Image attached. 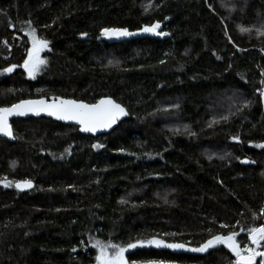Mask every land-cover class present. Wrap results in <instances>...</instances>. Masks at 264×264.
Returning <instances> with one entry per match:
<instances>
[{"label":"trees","instance_id":"trees-1","mask_svg":"<svg viewBox=\"0 0 264 264\" xmlns=\"http://www.w3.org/2000/svg\"><path fill=\"white\" fill-rule=\"evenodd\" d=\"M157 21L167 35L140 30ZM262 25L264 0H0V108L110 97L129 112L96 137L48 118L12 122L0 179L35 187L0 183V264H98L97 241L124 246L128 264H231L223 245L187 250L230 231L252 246L247 229L264 224L252 218L264 206ZM30 27L51 49L35 79L21 66ZM104 28L138 35L98 41ZM153 237L186 248L126 247Z\"/></svg>","mask_w":264,"mask_h":264},{"label":"snow or ice","instance_id":"snow-or-ice-1","mask_svg":"<svg viewBox=\"0 0 264 264\" xmlns=\"http://www.w3.org/2000/svg\"><path fill=\"white\" fill-rule=\"evenodd\" d=\"M151 7V4L146 5L145 12ZM26 23L29 26L31 25V21H27ZM9 26L11 27V24ZM160 27V22L157 21L150 26H143L140 30L158 36L167 35V33L163 31H158ZM238 27L242 33H251L253 30L252 28L244 26ZM256 33L258 36H264V25L256 29ZM26 34L31 38L32 47L28 50L27 59L24 60L21 66L25 69L30 78L35 79L36 75L41 71L42 66L47 63L45 59L41 58V52L45 49L51 51V49L49 48V41L37 37L35 28L30 27V30ZM134 34L135 33L129 32L126 28H104L101 32V35L109 38L131 36ZM81 35L86 36L87 33H82ZM229 39L231 40L230 37ZM5 43H7V41H5ZM161 63H163V61H161ZM15 67L16 65H12L11 67L5 68L4 71L12 72ZM262 75H264V73H262ZM261 83L264 84V81H261ZM260 94L264 97V90H261ZM248 103H250V101L245 102L244 106L246 107ZM176 107H178V105H176ZM29 112L35 115L46 112L49 116H55L58 120L75 121L81 125V131L92 133H95L99 129L110 128L116 123L119 117L127 115L125 109L112 99H101L96 104H86L75 100H61L59 98H55V101L51 104L42 99L22 100L18 104L11 105V107L0 108V134L14 138L13 130L8 123V118L12 115L23 116ZM223 119L227 120L228 117L225 116ZM232 139L239 141L238 136H233ZM92 147L100 148L103 147V145L94 144ZM256 147L264 148V144H258ZM13 167H15V163H13ZM0 183H2L4 187H11L14 185L18 190L31 189L33 187L31 180L8 181L7 177L0 179ZM125 202L126 201L123 200L121 201V203ZM258 215L264 217V206L260 207L258 214L257 212H252L253 220L257 219ZM220 227L227 228L229 225L221 224ZM209 231L211 232V229H209ZM240 231L243 232L245 229L241 227ZM171 235H175V233ZM238 235L239 233L236 231H230L225 235H212L211 238L200 244L199 247L187 250L204 253L210 248H215L217 245H223L235 257V260L232 261L231 264H264V224L258 227H249L247 229V240L250 241L252 246L245 244L244 247H241L240 242L237 240ZM137 244L141 246L145 244L154 245L157 248H186V245L183 243H166L164 240L155 237L148 240H138L136 243H129L126 247L127 249L136 248ZM93 247L99 250V255L96 257L98 264H128V261L125 259L126 248L124 246L117 244L103 245L100 241H97ZM109 247L112 249L111 253L108 251ZM73 250L75 251V249ZM257 258H260L259 261ZM149 264H164V262L153 261L149 262Z\"/></svg>","mask_w":264,"mask_h":264},{"label":"water","instance_id":"water-1","mask_svg":"<svg viewBox=\"0 0 264 264\" xmlns=\"http://www.w3.org/2000/svg\"><path fill=\"white\" fill-rule=\"evenodd\" d=\"M161 28H162V27H160V29H158V31H160ZM146 34H148V33H146ZM137 35H138L137 33L134 34V36H137ZM97 40H98V41H108L109 43H112V42L115 41L114 39L109 38V37H106V36H103V35H101V37L98 38ZM55 98H59V99H61V100H74V99H69V98H64V97H53V98H50V99L45 98V97H42V98L27 99V100H41V99H42V100L46 101L47 103L51 104V103H53V102L55 101ZM102 99H112L113 101H115L113 98H110V97H105V98H102ZM100 100H101V99H100ZM100 100H99V101H100ZM75 101H77V100H75ZM99 101H98V102H99ZM20 102H21V101H20ZM20 102H19V103H20ZM78 102H83V103L89 104V103L84 102V101H78ZM98 102H97V103H98ZM115 102H116V101H115ZM116 103H118V102H116ZM16 104H18V103H16ZM94 104H96V103H94ZM118 104H119V103H118ZM120 105H121V104H120ZM121 106L125 109V111L127 112V115L119 117V118L117 119L116 123L113 124L110 128H107V129H99V130H97L95 133L81 131V130H80V129H81V125L78 124L77 122H75V121L58 120V119H56L55 116H49L46 112H41L39 115H35V114L31 113V112H29V113H27L26 115H23V116L12 115V116H10V117L8 118V123L11 125V128H12V130H13V136H14V128H13L12 122H13L14 120H18V119L28 120V119H31V118H36V119H39V118H48V119H52V120H54V121H56V122H58V123H62V124H65V125L76 126V127L79 128L80 132H81L83 135L96 137V136H99V135H104V134H109V133H111V132H112L113 130H115V129H116V128H117L122 122H124L126 119H128V117H129V112H128V110H127L123 105H121ZM9 107H11V106H9ZM0 139H5V140H9V141H13V140H14V138L4 136L3 134H0ZM32 184H33V187H32L31 189L18 190L15 186H14V188H15L17 191L21 192V193H26V192H29V191H31V190L34 189V187H35V183H34L33 181H32ZM149 262H153V261H145V262H140V263H136V264H149ZM155 262H160V261H155ZM164 264H182V263L174 262V261H173V262H164Z\"/></svg>","mask_w":264,"mask_h":264},{"label":"rangeland","instance_id":"rangeland-1","mask_svg":"<svg viewBox=\"0 0 264 264\" xmlns=\"http://www.w3.org/2000/svg\"><path fill=\"white\" fill-rule=\"evenodd\" d=\"M112 39H118L119 37H111ZM31 47H32V44H31ZM44 52V51H43ZM43 52H41V58H42V54H43ZM43 59V58H42ZM27 73V72H26ZM27 75H28V73H27Z\"/></svg>","mask_w":264,"mask_h":264}]
</instances>
